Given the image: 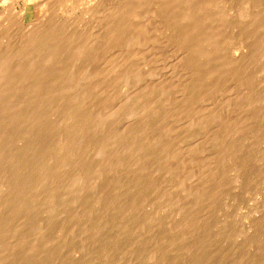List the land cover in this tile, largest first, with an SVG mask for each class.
Instances as JSON below:
<instances>
[{"label":"bare ground","instance_id":"bare-ground-1","mask_svg":"<svg viewBox=\"0 0 264 264\" xmlns=\"http://www.w3.org/2000/svg\"><path fill=\"white\" fill-rule=\"evenodd\" d=\"M91 1L0 0V264H264V0Z\"/></svg>","mask_w":264,"mask_h":264},{"label":"rangeland","instance_id":"rangeland-1","mask_svg":"<svg viewBox=\"0 0 264 264\" xmlns=\"http://www.w3.org/2000/svg\"><path fill=\"white\" fill-rule=\"evenodd\" d=\"M95 2H97L96 0H93V1H91L90 3H88L87 5H82L83 7V11H87V10H89V9H91V6L93 7V6H95ZM39 3V2H38ZM38 5V4H37ZM97 5H98V3L96 4V8H97ZM38 6H40V8L38 7ZM37 7H36V10L37 11H41V12H44L45 11V8L42 6V4L40 5V3H39V5H38ZM85 6V7H84ZM34 8L33 7H31V10H33ZM97 10V9H96ZM80 12V10L78 11V13ZM81 13V12H80ZM96 14V13H95ZM94 14V15H95ZM80 15V14H79ZM99 15V17H100V14H98ZM98 15H97V17H98ZM37 16H39V12H37ZM92 15H90V17H91ZM89 17V18H90ZM94 17V16H93ZM93 17H91L90 19H88V17L85 19V18H83L84 20H83V25H84V27L88 30V29H91L92 30V32L94 33V32H96L97 30H96V28H98L99 26H100V24H102V22H100L101 21V19H99V17L97 18L96 17V15H95V18H93ZM93 18V19H92ZM96 18L97 19H99V20H96ZM90 20V21H89ZM94 20H96V22H94V24H93V22L92 21H94ZM103 20V19H102ZM88 22V23H87ZM89 22H90V24H89ZM92 22V23H91ZM98 22H100V24L98 23ZM87 23V24H86ZM95 23L97 24V27H96V25H95ZM91 24H93L92 26H91ZM234 29V27L231 29V28H229V30L230 31H232ZM95 30V31H94ZM228 30V31H229ZM229 31V32H230ZM228 32V33H229ZM93 42H94V40H92ZM91 41V42H92ZM92 42V43H93ZM245 51H247V50H245ZM241 53H237L236 55H235V57L238 55H240ZM236 57V58H239V57ZM84 63H86L85 61H83ZM84 63H82L81 62V64L83 65V67H86L87 68V66L88 65H84ZM86 64H88V63H86ZM79 65H80V63H79ZM90 65V64H89ZM81 66V65H80ZM79 67V66H78ZM88 68H90L89 66H88ZM75 69L77 70V69H79V68H77L76 66H75ZM262 77V79L264 78V74L261 76ZM225 111H229V112H225V114H227L228 113V115H226V116H230V118L232 117V118H236V117H244L243 115L244 114H242L241 115V111L240 110H238L237 111V108L235 109H233L232 110V112H231V110H225ZM233 111H235V115H234V112ZM241 112V113H240ZM230 113V114H229ZM231 113H233V114H231ZM237 113V114H236ZM239 114H240V116H239ZM238 115V116H237ZM236 116V117H235ZM261 137L263 138V141H264V130L262 131V133H261ZM196 142H194V144H195ZM264 150H262V151H260L261 153L263 152ZM263 154H264V152H263ZM249 179H252V178H247V179H245L244 180V183L247 181V180H249ZM243 184V183H242ZM231 185L232 186H236L234 189V191H233V189H232V187H231V189L229 190V192H230V194H228V198L229 199H227L228 201H227V207H225V211L226 212H228L227 214H226V212H224V210L223 211H221L220 213H218L219 215H221V217H223V215L225 216V215H228L229 214V212H230V214L229 215H231V216H229L230 217V219L232 220V221H234L233 223H234V225L235 226H237V227H240V228H244V226H246L245 228V230H246V232H247V236H251V234H252V232H249L248 233V231H249V223H251V221H253V219L256 221L257 219L258 220H260V219H264V180L262 179V178H260V177H258V178H255V180H249L248 182H247V185L246 186H244V185H239V184H237V182L236 183H231ZM238 186H239V189H237L238 188ZM241 186V187H240ZM242 188V189H241ZM254 189H255V191H254ZM233 192H232V191ZM240 190V191H239ZM246 190H247V192H249V193H247L246 192ZM248 190H250V191H248ZM236 191H238V192H236ZM241 191H242V193H241ZM236 192V193H235ZM240 192V193H239ZM232 193H233V195L234 194H240V196H238V195H235L236 197H233V195H232ZM247 193V196L245 195ZM242 194H244L243 196L244 197H241L242 196ZM256 194V195H255ZM229 195H231L230 197H229ZM252 195H254V197H251ZM237 196H238V199H237ZM249 196V197H248ZM255 196H257V197H255ZM231 197H233V199H236V200H233ZM247 197H248V199L250 198V200L248 201L247 200ZM259 197V198H258ZM261 197V198H260ZM242 198V199H241ZM244 198H246L245 199V201H244ZM254 198V199H253ZM230 199H232L233 200V202H232V200L230 201ZM262 199V200H261ZM254 200V201H253ZM236 201V202H235ZM238 201V202H237ZM240 201H244L242 204L241 203H239ZM246 201L247 202H249L248 203V205L246 204ZM257 201V202H256ZM263 201V202H262ZM252 202V203H251ZM256 202V203H255ZM236 203V204H235ZM239 203V204H238ZM245 203V204H244ZM250 203L252 204L251 206H250ZM254 203V204H253ZM263 204V205H262ZM236 206V208H235V211L233 210L234 209V207ZM239 207H238V206ZM244 205H247V206H244ZM242 206H244L243 207V209H242V211H243V213H242V211H241V208H242ZM76 207H78L77 205H76ZM248 207V208H247ZM256 207V208H255ZM75 208V207H74ZM151 207L149 206V208H147V209H150ZM240 208V209H239ZM244 208H245V210H247L248 212H245V210H244ZM247 208V209H246ZM76 209V208H75ZM171 211V210H170ZM175 211V210H174ZM173 210L171 211V212H173V213H171V215H177V216H179V212L178 211H175L174 212ZM231 211H233L232 213H231ZM252 211V212H251ZM178 212V213H177ZM253 212H254V214H253ZM170 214V212H167L164 216H165V219L167 220V218H168V220H170V221H172L173 220V218H175V216L173 215V218H172V216H171V218L170 217H168V215ZM177 213V214H176ZM246 213H248V215H249V217L247 216H243V215H245ZM168 214V215H167ZM234 214V215H233ZM241 215L240 217L238 216V215ZM167 215V216H166ZM65 216V215H64ZM181 217V216H180ZM246 217V218H245ZM63 216L61 217V219H62V221H63ZM66 218H67V215H66ZM234 218V219H233ZM243 218H244V221H243ZM61 219H59V220H61ZM65 219V218H64ZM247 219V220H246ZM249 220V221H248ZM237 221V222H236ZM245 221H247V222H245ZM243 222H245L244 223V225H243ZM248 225V226H247ZM243 226V227H242ZM70 240V239H69ZM67 241V242H70V241ZM73 241V240H72ZM72 241L70 242V243H72ZM69 243V244H70ZM74 243V242H73ZM72 243V244H73ZM249 252H251V253H253L254 252V250L253 249H250V251ZM78 254V253H77ZM76 254V255H77ZM80 255V253L77 255V257ZM82 255H83V253H82ZM80 257V256H79Z\"/></svg>","mask_w":264,"mask_h":264}]
</instances>
